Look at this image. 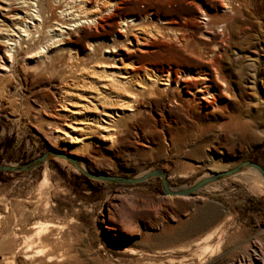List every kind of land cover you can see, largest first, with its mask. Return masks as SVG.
I'll return each instance as SVG.
<instances>
[{"label":"rangeland","instance_id":"rangeland-1","mask_svg":"<svg viewBox=\"0 0 264 264\" xmlns=\"http://www.w3.org/2000/svg\"><path fill=\"white\" fill-rule=\"evenodd\" d=\"M214 3L121 0L96 27L68 35L62 51L51 47V61L40 68L20 53L10 79L0 76V163L23 164L49 152L29 170L0 171V264H264V183L255 176H227L193 194L170 196L159 177L105 182L55 155L82 160L97 174L133 178L163 169L172 189L244 160L264 168V0H237L224 13L214 11ZM202 10L209 17L204 27ZM121 12L154 34L141 50L129 44L134 50L126 52L119 44L115 50L127 55L124 60L106 57ZM95 61L113 70L126 67L143 83V70L159 81L169 72L171 88L147 97L132 86L138 102L119 118L113 141L86 133L70 143L53 132L71 121L56 108L76 100V93L90 99L100 91L77 85L98 78L89 71ZM186 73H206L216 92L224 82L227 94L212 105L181 92L188 104H175L169 94L178 76L196 90ZM128 95L120 93L118 102ZM9 228L10 245L3 240ZM28 245L30 253L41 251L25 260ZM13 255L14 263L6 262Z\"/></svg>","mask_w":264,"mask_h":264},{"label":"bare ground","instance_id":"bare-ground-1","mask_svg":"<svg viewBox=\"0 0 264 264\" xmlns=\"http://www.w3.org/2000/svg\"><path fill=\"white\" fill-rule=\"evenodd\" d=\"M236 1L214 0V11H217L218 7L221 8L223 13L230 10L233 11ZM120 3L121 0H50V3L45 5L42 0H0V69L2 70L0 76L3 80L6 79L8 81L10 79L12 76L11 68L20 53L25 56V59H30L28 61L30 66L40 68L46 61H51V47H56L57 51H62V45L65 44V39L68 38V35L79 32L82 28L96 27L118 10ZM199 14L204 19L201 25L204 27L208 24L209 17L206 16L203 10ZM145 16L143 15L142 18ZM136 19L130 17V15H124V13L118 15V28L111 33V42L106 46L110 50L106 57L110 56L112 59L118 57L120 60H124L127 55L115 50V48H119V44L126 48V52L134 50L127 46L129 44H133L132 47L137 46V50H141L142 48H139V46L143 45L148 38L154 36L153 32L146 28V25L140 23V21L135 23ZM88 49L91 52L95 50V47L89 45ZM69 54L68 62H72L76 56H73L71 52ZM106 63L108 62L95 61L93 69L95 70L96 67L97 70L94 71L92 69L93 71H91L89 68L90 73L96 74L98 78L102 79L101 81L97 80L98 78L96 77L97 79L93 80L94 82L92 83L77 84L78 86L91 87L93 89L98 88V90L100 89V91L97 90L98 93L90 99L83 93H76V100H62L56 108L57 112L71 116V121L64 123V127L53 129V132L59 134L61 139L64 138L70 143L78 144L82 139L86 138V136L81 137V135L97 133L101 138L111 142L116 137L117 122L122 117L123 112L125 110H134L138 102L136 100L134 103L137 93L130 90L132 86L138 89V94H146L147 97H153L156 91L163 90L167 92L171 88L169 72H167L163 81H159V75L143 70L141 76V79L145 82L143 83L136 79L133 72L126 67L122 68L123 71L120 69L113 70L108 69V64ZM126 65L127 63L124 64V66ZM81 70L87 71L88 69L82 66ZM206 75V73L196 75L186 73L183 75L197 83L195 92H190L186 84H181L180 80L184 78L178 76L177 79H174L176 88L170 91V100L177 105H185L187 103L186 99L180 93L187 92V94L204 99L212 105L219 103L221 94H227V90L223 87L224 82L217 79L222 84V87L221 91L216 92L214 89L216 85L208 82ZM126 92L129 93L128 96L130 98L127 101L118 102L116 96ZM206 96L210 100H207ZM83 99H88V101L83 102ZM89 111L94 113L89 114ZM69 152H72V150ZM45 161L47 160L45 159L43 162ZM75 166L80 171L88 169L86 168L87 164L79 159L78 161L75 159ZM250 175L255 176L260 183H264L258 171L249 166L242 167L230 176L248 179ZM40 231L38 230L37 233ZM13 236V231L9 228L3 236V240L10 245L12 244ZM28 250L29 245L22 251V258L25 260H30L35 253L41 251L37 250L35 253H30ZM52 259H54L53 255H47L48 261ZM5 260L6 262L14 263V255L10 260Z\"/></svg>","mask_w":264,"mask_h":264},{"label":"water","instance_id":"water-1","mask_svg":"<svg viewBox=\"0 0 264 264\" xmlns=\"http://www.w3.org/2000/svg\"><path fill=\"white\" fill-rule=\"evenodd\" d=\"M49 155V152H45L41 154L40 156L26 162L23 164H18V165H9V164H2L0 163V171H26L29 170L39 164H41ZM58 157L65 158L69 161H71L73 164H75V159L66 156L64 154H55ZM244 166H249L254 168L255 170L258 171L260 176L264 180V168L259 165L256 162L250 161V160H244L240 162L237 166L228 169V170H223V171H217L214 172L208 176H205L203 178L198 179L191 185L184 187V188H178V189H172L168 185L167 182V174L166 171L163 169H153V170H148L145 173L141 174L138 177H121V176H114V175H108V174H97V173H91L89 171H82L85 175L105 181V182H113V183H129V184H134V183H139L143 182L149 178L152 177H159L160 178V186L165 195H170V196H187L190 194L195 193L197 190L203 188L206 184L217 181L223 177L230 176L231 174L239 171L242 167Z\"/></svg>","mask_w":264,"mask_h":264}]
</instances>
